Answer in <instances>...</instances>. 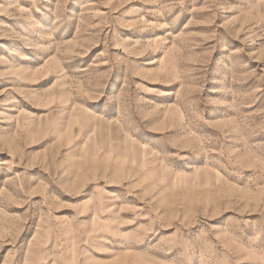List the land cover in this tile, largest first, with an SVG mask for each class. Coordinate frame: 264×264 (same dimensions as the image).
Segmentation results:
<instances>
[{
	"label": "rangeland",
	"instance_id": "rangeland-1",
	"mask_svg": "<svg viewBox=\"0 0 264 264\" xmlns=\"http://www.w3.org/2000/svg\"><path fill=\"white\" fill-rule=\"evenodd\" d=\"M0 264H264V0H0Z\"/></svg>",
	"mask_w": 264,
	"mask_h": 264
}]
</instances>
